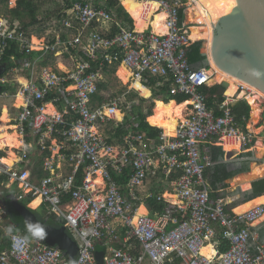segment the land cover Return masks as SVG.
I'll list each match as a JSON object with an SVG mask.
<instances>
[{
  "label": "built area",
  "instance_id": "obj_1",
  "mask_svg": "<svg viewBox=\"0 0 264 264\" xmlns=\"http://www.w3.org/2000/svg\"><path fill=\"white\" fill-rule=\"evenodd\" d=\"M155 1V13H166L165 32L151 24L137 30L103 0H70L43 38L0 15V64L9 53L13 63L0 76V114L6 106V131L21 143L12 164L10 147L0 146V182L20 201L41 196L78 247L73 260L41 240L17 250L4 229L24 231L0 205V264H97V246L106 247L104 264H264L257 227L264 203L237 212L213 195L206 176L214 146L238 142L235 155H242L264 142V111L250 127V118L234 114L236 98L222 92L209 103L204 89L219 82L212 67L189 60L195 40L184 19L187 0ZM106 22L116 30H101ZM122 65L131 73L124 82L168 84V93L189 97L172 132L150 137L136 129L131 90L114 93L107 81ZM153 199L162 207H152ZM208 244L212 256L203 253Z\"/></svg>",
  "mask_w": 264,
  "mask_h": 264
},
{
  "label": "water",
  "instance_id": "obj_2",
  "mask_svg": "<svg viewBox=\"0 0 264 264\" xmlns=\"http://www.w3.org/2000/svg\"><path fill=\"white\" fill-rule=\"evenodd\" d=\"M236 3L233 11L215 25L212 55L220 68L264 92V0H236ZM202 54L206 56L205 64L208 65L210 62L208 53ZM5 69V64H0V76ZM219 85L225 93L229 82L222 80ZM1 87L0 84V90ZM0 205L9 209L17 226H21L23 230L26 222L44 226L47 236L41 241L60 247L68 254L70 260L75 258L77 243L65 225L56 227L46 220L39 219L29 206L24 205L12 193L2 196ZM105 252L106 247H96L97 264H104Z\"/></svg>",
  "mask_w": 264,
  "mask_h": 264
},
{
  "label": "bare ground",
  "instance_id": "obj_3",
  "mask_svg": "<svg viewBox=\"0 0 264 264\" xmlns=\"http://www.w3.org/2000/svg\"><path fill=\"white\" fill-rule=\"evenodd\" d=\"M124 1L127 2L131 0H124ZM151 1L157 2L155 0H151ZM190 2L191 5H189L187 14L189 21L191 22V24H193L190 27L191 37L194 40L197 38H202L205 40L204 48L208 53L212 70L215 72V76L212 82L227 80L228 82L230 81L228 85L229 88L239 87L240 85H242L244 88H246L247 91H249L245 99L250 102L252 107L251 122L253 123L249 124V126L252 127L256 123L254 119H258L259 117L261 118V113H262L261 101L262 100L264 101V92L261 89L257 88L256 86L250 84L249 82H246L241 78L234 76L226 72L222 68H220L214 61L212 55V41H213L215 25H217V23L220 21L221 18L227 16L233 11V9L237 4L236 0H190ZM165 16L163 15V13L159 14L157 16L158 21L156 25L159 26L164 24V20L166 19ZM136 28L137 30L145 29L144 27H136ZM162 31L165 32L166 27L164 30H158L157 32H162ZM120 69H121V76L123 79H125L130 74V71L125 66H121ZM19 102H21L20 99ZM187 104L188 101H184L180 104H176V102H172L166 105L160 100L156 99L154 114L148 117V121L154 125L170 126L176 124L168 128L169 131L172 132L177 126L178 122L181 119H184V110ZM8 116H9L8 110L4 109L2 111L1 123H0V132H1L0 146L1 147L9 146L10 148H15L20 146L21 143L15 132L8 133L6 131ZM120 116L121 114L118 112V117ZM236 143L238 142H233L230 144H235V146H238L240 148V144L238 143L239 145H236ZM256 149L258 150V152L264 155V142L260 140L256 144ZM17 159L18 158L16 154L11 152L9 154V157H7L5 160L10 164H12ZM263 176H264V163L263 164L253 163V165L251 166V171L240 174L236 180L240 183H243ZM41 201H42V197L38 196L37 198L34 199L31 205L36 206ZM263 203H264V194L249 202L247 205L244 206L243 209L246 211L252 206ZM141 212H146V211L144 208H142ZM203 253L207 254L208 256H212L215 254V250L213 249V246L211 244H208L203 248Z\"/></svg>",
  "mask_w": 264,
  "mask_h": 264
},
{
  "label": "trees",
  "instance_id": "obj_4",
  "mask_svg": "<svg viewBox=\"0 0 264 264\" xmlns=\"http://www.w3.org/2000/svg\"><path fill=\"white\" fill-rule=\"evenodd\" d=\"M2 2H7L8 0H0ZM34 1L35 0H18V5L16 8L12 9V12L14 14H16L17 16H20L22 14V10L21 7L27 10H29V12L33 15H35V5H34ZM101 1V0H100ZM105 5L109 8L114 10L115 14H116V18L118 20H123L124 22H127L128 24H130L131 26H133V19L131 18V16L124 10L123 6L120 5L121 1L120 0H103ZM123 4L125 5V7L127 8V10L132 14L133 12L137 13L138 11H144L146 6H145V0H131V1H123ZM157 7L154 6V11H156ZM16 16V17H17ZM148 17V16H146ZM15 19V18H14ZM145 25H147V18L144 21ZM201 45H202V41L201 40H197L195 41L191 47L189 48V60L196 65L199 64H203L202 62L206 61V56L202 54L201 52ZM10 54V53H9ZM8 54V57L6 58V61L4 62L5 64H7V69L11 68L13 66V63L10 61V56ZM116 72V69H112L111 70V74H114ZM157 88L156 90V95L159 96L160 98L157 99H164L161 101L164 104H170L174 101H177L179 103H182L186 100L189 99L188 96L186 95H173L168 93V89H169V85L167 84L166 86H162V87H155ZM154 89V88H153ZM204 92L207 94L208 99H209V103L212 104L213 103V96L214 94H218L221 98L223 97L222 95V89L221 86L219 84H215L211 87H207L204 89ZM236 93L240 94V97H244L245 95H247V90H245L244 88L241 87H234V88H227L225 94L228 96H235ZM153 95V94H152ZM153 107H154V103L151 104L148 107L147 112H143L142 111V107L140 105H134L133 106V110L131 112V116H134L136 118V121L138 122V126H136L137 130H142L144 133H146L148 136L150 137H155L158 132L160 130H167L168 128L166 126L163 127H156V126H160V125H150L147 121V117L151 116L153 114ZM233 111L234 114L236 115V117L240 120H242V118L245 116L247 118H250V114H251V106L250 104L246 101V100H238L235 105L233 106ZM124 130L119 128V132H123ZM236 145H239L238 143H236ZM234 150V149H233ZM236 150V149H235ZM223 155V152L219 150H217L216 152L213 150V158L214 160L218 159L220 156ZM245 156H249L251 155L250 152L249 153H245L242 154ZM246 162H248V160H246ZM248 170V166H243L242 168H239L237 170L234 171H225V169L223 168V164H218L217 166H215V170L213 172V176L215 177V181L216 180H221L223 181L224 179H227L229 177L234 176L235 174L239 173V172H243ZM211 186L213 187V195L215 196L217 194L215 184L214 181L211 179ZM226 187V186H223ZM248 187H245L244 189H247ZM264 194V178H260L256 181L253 182V187H252V191L251 192H246L244 195L245 201H249L253 198H256L260 195ZM33 200V198H24L23 200H21V202L28 206V204ZM9 210V209H8ZM39 217V219L41 220H46L47 223L52 224L56 227H61L64 226L65 222L62 218L56 216V215H50L48 217V219H46V216L40 215L37 210L32 209ZM10 212V211H9ZM11 214V213H10ZM18 229L23 230V228L21 226H17ZM24 231V230H23ZM223 242L220 245V250L224 251L228 248V243L225 240H222Z\"/></svg>",
  "mask_w": 264,
  "mask_h": 264
},
{
  "label": "crops",
  "instance_id": "obj_5",
  "mask_svg": "<svg viewBox=\"0 0 264 264\" xmlns=\"http://www.w3.org/2000/svg\"><path fill=\"white\" fill-rule=\"evenodd\" d=\"M123 1L124 0H122L121 3H123ZM1 2L2 1H0V5H1ZM8 2H9V0L6 3L8 4ZM146 2H148V3H146ZM11 3H12V5L15 4V8H16L17 5H18V0H12ZM145 3L150 5V6H148V5L145 4L146 7L148 6L147 7L148 9L145 8L144 11H140V12L138 11L137 13L133 12L131 14L132 17H133L132 19H134L133 21H134L135 28L136 27H144V28H146L148 26V24H151V27H153V29L155 31L164 30L165 29V27H164L165 26V23L162 24V25H159V26L156 25V23L158 21L157 16L159 14H162V13L165 16V12L155 13L156 11H154V6H156V7L159 6V4L157 2H153L151 0L150 1L149 0H145ZM124 8L127 10V8L125 6H124ZM21 9H24V8L21 7ZM146 16H148V17H146ZM15 18L21 19V17H19V16L15 17ZM146 18H147V25L146 26H143V25H145L144 21H145ZM151 18H152L151 23H149V21H150ZM165 18H166V16H165ZM23 20H25V19H23ZM115 27H116V25L113 22H106V23L101 24L99 26V28H101V30L107 31V32H113L114 30H116ZM38 41H39L38 39H35L34 38V42H38ZM120 72H121V69H119L118 73H120ZM130 75H131V73L125 79H127ZM125 79H123V80H125ZM134 84H138V85L140 84V85H142L138 81L137 82H133V87H134ZM239 87L244 88L242 85H240ZM244 89L246 90V88H244ZM247 92H249V91H247ZM152 93H153V91L151 89V97H152ZM230 97L238 98V97H240V94L239 93H236L235 96H230ZM245 97H246V95L243 98H245ZM157 100H160L161 101V99H157ZM186 101H188V100H186ZM174 102H176V104H180L177 101H174ZM134 105H136V104H134ZM4 109L8 110L6 106H4V108L2 109V111ZM2 111H1V113H2ZM251 111H252V107H251ZM153 114H154V112H153ZM120 117H122V116H120ZM182 120H184V119H182ZM8 121H9V117H8ZM147 121H148V117H147ZM0 123H1V117H0ZM148 123H149V121H148ZM150 125H152V123ZM174 125H176V124H173L171 126H174ZM152 126H154V124ZM163 126H165V125H160V126H156V127H163ZM171 126H166V127L169 128ZM7 128H9L8 124H6V129ZM0 135H1V132H0ZM219 149H220V151L223 152V155L220 156L218 159H216L214 165L207 171L206 176H207L208 182L210 183V186H211V179L214 181V184H215V187L214 188H216V191H217V194L215 196L223 197L230 206H232L233 208H235V210L237 212H243V211H245L243 209L245 205H247L252 200H254V199H256V198H258V197H260V196L263 195L262 194V195H260V196H258L256 198H253V199H251L249 201H245V198H244V195H245L246 192H251L252 191L253 182L256 181V180H258V179H260L261 177L255 178V179H253L251 181H248V182H243V183L238 182L236 179L238 178V176L240 174H243V173H246V172H250L251 171L250 165L246 162V159H245L247 157L245 155H235L236 154L235 151H238L239 150V147L238 146H235V144H230V143H224V145H220L219 144V145L214 146V149L213 150L216 152ZM11 152L14 153L13 148H10L9 149V154ZM218 164H223V168L225 169V171H228V172L237 170L239 168H242L243 166H248V170L243 171V172H239V173L235 174L232 177H229L227 179H224L223 181H221V180H216L215 181V177L213 176V172L215 170V166H217ZM0 181H1V179H0ZM223 186H226V187H223ZM245 187H248V188L247 189H244ZM211 189L214 190L212 186H211ZM6 191L8 192V194L12 193L11 190L6 189L5 187H3L2 184H1V182H0V198L2 196L5 197V196L8 195V194L7 195L5 194ZM35 198H37V197H35ZM35 198H33V200L28 204L29 208L34 209V210H37V212L40 211V214H42L43 216H46V219H48L49 215L47 213V209H46L45 205L43 204V200L40 203H38L36 206H32L31 205V203L34 201ZM171 199L172 200H175L174 198H171ZM151 201H152V203H151L152 204V207L157 208V209H158V207H162V206H158V204L156 203V201L154 199L151 200ZM257 227H258V230L260 232V237H261L262 241L264 242V217L257 222Z\"/></svg>",
  "mask_w": 264,
  "mask_h": 264
},
{
  "label": "rangeland",
  "instance_id": "obj_6",
  "mask_svg": "<svg viewBox=\"0 0 264 264\" xmlns=\"http://www.w3.org/2000/svg\"><path fill=\"white\" fill-rule=\"evenodd\" d=\"M69 2H70V0H35L34 1V5H35L34 8H35V15L36 16H33L29 12V10L23 9L22 14L19 16V17H21V19H19V20H21V23H23V24H25V26H27L28 30L31 33L36 35L35 37L43 38L44 33H45L44 29H45L46 25H48L50 20H52V18H54L60 10H63L69 4ZM187 2L188 3H187L185 10H184V19H185L186 24H189L191 27V25H193V24H191V22L189 21L188 14H187V11H188L189 5H191V2H190V0H187ZM146 3H148V2H146ZM120 5L123 7L125 6L123 3L122 4L120 3ZM146 5L150 6L149 4H146ZM14 8H15V4L12 5V3H9V2H8V4L5 2H1L0 15L12 20L17 16L16 14H14L12 12V9H14ZM23 19H25V20H23ZM35 39H37V38H35ZM197 40L202 41L201 52H206V50L204 48L205 40L202 38H197L195 41H197ZM202 63L205 64L206 62L204 61ZM122 66H124V65H122ZM208 66L211 67V62L208 63ZM120 67L118 68V71H119ZM118 71H117L116 77H114L113 75H109L107 78V81L110 82V87L112 88L113 92L116 93V92H122L125 90H131L127 96L128 100H133L134 104L140 105L142 107V111L144 113L147 112L148 107L154 103V107H153V112H154L155 99L160 98L155 93L157 88H155V87L151 88L153 91V93H152L153 95L151 97V89L150 88L145 87V86L140 85V84L139 85L134 84V87H133L132 80L129 79V80L124 82V80L121 76V72L118 73ZM217 82H221V81H217ZM254 94H255V92H254ZM236 99L237 100H246L243 97H238ZM162 100H164V99H162ZM246 101L250 104V102L248 100H246ZM250 106H251V104H250ZM261 107H262L261 109L263 111L264 110V101L263 100L261 101ZM3 108L4 107H2V109ZM251 113H252V111H251ZM0 115H2V114H0ZM119 118H121V117H119ZM251 119H252V114H250L249 124L253 123V122H251ZM254 120L256 122H258L260 120V117L258 119H254ZM239 152L240 151H238V153ZM250 154H251L250 156H247V157H251L248 159V162H247L250 166H252L253 163L263 164L262 161L257 160V159H258V157H260V158L264 157V155H262L260 152H258L257 149L254 152H251ZM261 178H264V176ZM5 194L7 195L8 192L6 191ZM38 213L40 214V211ZM40 215H42V214H40ZM11 217L14 219V217L12 215H11Z\"/></svg>",
  "mask_w": 264,
  "mask_h": 264
},
{
  "label": "clouds",
  "instance_id": "obj_7",
  "mask_svg": "<svg viewBox=\"0 0 264 264\" xmlns=\"http://www.w3.org/2000/svg\"><path fill=\"white\" fill-rule=\"evenodd\" d=\"M133 25H134V21H133ZM5 66L7 69V64H5ZM4 234L12 240L13 247L17 248V250L20 251H22L24 247L30 245L33 241L43 240L47 236L44 226H42L39 223H33V222H26L24 234L22 236H18L16 234V228L15 226L12 225L4 229ZM88 235L89 233L87 231L81 233V239H84L86 243H87ZM76 264H80V262L78 261L76 262Z\"/></svg>",
  "mask_w": 264,
  "mask_h": 264
}]
</instances>
